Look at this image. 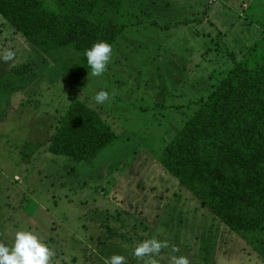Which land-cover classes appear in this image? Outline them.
I'll use <instances>...</instances> for the list:
<instances>
[{"label":"rangeland","instance_id":"obj_1","mask_svg":"<svg viewBox=\"0 0 264 264\" xmlns=\"http://www.w3.org/2000/svg\"><path fill=\"white\" fill-rule=\"evenodd\" d=\"M116 1L124 31L110 63L80 81L66 72L83 65L82 54H44L0 15V56L15 53L0 60V242L11 245L26 228L52 249L50 264H106L114 254L144 264L133 249L155 237L168 245L158 264L173 255L189 264H264V226L231 230L160 160L205 101L211 77L264 43V0ZM100 90L109 99L96 104ZM75 100L115 135L80 162L47 151Z\"/></svg>","mask_w":264,"mask_h":264},{"label":"trees","instance_id":"obj_2","mask_svg":"<svg viewBox=\"0 0 264 264\" xmlns=\"http://www.w3.org/2000/svg\"><path fill=\"white\" fill-rule=\"evenodd\" d=\"M119 5L116 0H0V15L44 54L63 48L82 54L83 65L66 72L80 81L91 70L85 50L100 41L112 45L124 31L117 22ZM230 62L211 77L205 101L160 160L228 228L253 234L264 226V43L244 60ZM114 140L99 114L75 100L47 140V151L80 162Z\"/></svg>","mask_w":264,"mask_h":264},{"label":"clouds","instance_id":"obj_3","mask_svg":"<svg viewBox=\"0 0 264 264\" xmlns=\"http://www.w3.org/2000/svg\"><path fill=\"white\" fill-rule=\"evenodd\" d=\"M112 46L104 41L94 43L89 49H86L84 55L87 58V64L91 69V76L100 77L106 71L110 63ZM15 53L6 50L0 60L10 61ZM109 99V93L104 90L98 91L93 100L96 104H103ZM168 245L166 242L156 239L144 240L137 244L132 254L137 259H144V264H158L155 259L161 253L163 248ZM173 252L178 249L173 248ZM54 253L45 243L44 239L32 230L21 228L14 234L11 245L0 242V264H50ZM106 264H126L125 257L120 254H114L106 259ZM171 264H189V260L184 255H173Z\"/></svg>","mask_w":264,"mask_h":264},{"label":"built area","instance_id":"obj_4","mask_svg":"<svg viewBox=\"0 0 264 264\" xmlns=\"http://www.w3.org/2000/svg\"><path fill=\"white\" fill-rule=\"evenodd\" d=\"M212 1V0H211Z\"/></svg>","mask_w":264,"mask_h":264}]
</instances>
